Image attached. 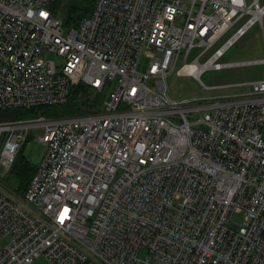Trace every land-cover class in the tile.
I'll list each match as a JSON object with an SVG mask.
<instances>
[{
	"label": "built area",
	"instance_id": "1",
	"mask_svg": "<svg viewBox=\"0 0 264 264\" xmlns=\"http://www.w3.org/2000/svg\"><path fill=\"white\" fill-rule=\"evenodd\" d=\"M54 1L0 0V110L65 103L77 83L106 97L94 112L0 120V170L30 128L45 145L26 207L0 190V264H264V78L200 98L167 84L180 59L199 80L264 62L219 61L251 25L264 34V1L93 0L70 27ZM93 224L108 237L93 240Z\"/></svg>",
	"mask_w": 264,
	"mask_h": 264
},
{
	"label": "rangeland",
	"instance_id": "2",
	"mask_svg": "<svg viewBox=\"0 0 264 264\" xmlns=\"http://www.w3.org/2000/svg\"><path fill=\"white\" fill-rule=\"evenodd\" d=\"M251 1L252 0H246L247 3H250ZM260 1L262 2L264 0ZM56 9H59V7H56ZM244 19H246V17H244ZM240 23L234 25L231 29L227 30L218 39L215 44V47L220 46L230 35H232L236 27ZM202 50L203 47L194 46L189 52L188 61L194 60L195 57ZM207 56L208 53L205 56L201 57L199 61L203 62ZM42 57H48L55 60L58 59L57 55L54 52H43ZM260 58H264V36L260 24L255 23L251 25L247 29L245 34L242 35L238 40H236V42L224 52L223 56L219 59V61L226 62ZM181 63L182 59L177 62L174 70L168 75L167 78L168 93L171 97L175 99L200 98L219 94L236 93L242 91V87H228L215 89L205 88L204 85L213 86L218 84L240 83L254 79L264 78V62H258L249 65L247 64L224 67L221 69L207 68L200 75L201 81L191 74L178 73L177 70L180 67ZM144 66L145 64L142 63L138 68L143 69ZM9 119L12 118H6L4 120ZM42 132L43 128L41 127L30 128L29 131L26 132L24 139L21 141V153L30 164H38L44 153L45 145L39 140V136L42 134ZM10 171L4 172L3 170H0V190L9 197H11L13 201L18 205L26 207V203L23 201L22 196H17L6 188V182L4 183V179H6V181L8 182V174L10 173ZM144 255L145 252L141 250L139 252V256L142 257ZM31 264L49 263L43 257H39L35 259Z\"/></svg>",
	"mask_w": 264,
	"mask_h": 264
},
{
	"label": "trees",
	"instance_id": "3",
	"mask_svg": "<svg viewBox=\"0 0 264 264\" xmlns=\"http://www.w3.org/2000/svg\"><path fill=\"white\" fill-rule=\"evenodd\" d=\"M56 14L59 15L66 27L75 26L78 20L88 15L93 6V0H55L51 5ZM59 7V9H56ZM96 91V92H95ZM95 93V94H94ZM106 97V89L97 91L83 83L74 84L65 103L59 105H38L29 108L18 107L0 110V119L6 118H28L39 114L45 116H67L77 113L94 112L102 107L103 99ZM37 164H30L21 153V146L16 154V159L8 174L6 188L16 194L23 196Z\"/></svg>",
	"mask_w": 264,
	"mask_h": 264
},
{
	"label": "bare ground",
	"instance_id": "4",
	"mask_svg": "<svg viewBox=\"0 0 264 264\" xmlns=\"http://www.w3.org/2000/svg\"><path fill=\"white\" fill-rule=\"evenodd\" d=\"M264 18V17H263ZM264 25V24H263ZM264 36V34H263ZM249 64H254V63H248ZM185 68L190 71V72H193L195 71L197 68H199V66L196 64V63H190L189 65L185 66ZM83 113V112H82ZM74 115V114H73ZM11 169V168H10ZM92 189H94V186L91 187ZM13 201V200H12ZM14 202V201H13ZM15 203V202H14ZM17 204V203H15ZM133 225V224H132ZM102 236H107L108 237V233L106 232L105 228L102 227L101 225L99 224H93L92 227H91V231H90V237L93 239V240H97L99 237H102ZM142 236V235H140ZM111 240L112 241H117L116 240V237H111ZM9 250L11 253L13 254H16L17 252L19 253L21 251V244L15 242V241H12L11 244L9 245ZM144 251L145 254H146V250L145 249H140L138 251V256H139V252L140 251ZM145 256V255H144ZM142 256V257H144ZM140 258H142L141 256H139ZM35 260V259H34ZM33 260V261H34ZM32 261V262H33ZM32 262H30L29 264H31ZM114 264V263H112Z\"/></svg>",
	"mask_w": 264,
	"mask_h": 264
}]
</instances>
